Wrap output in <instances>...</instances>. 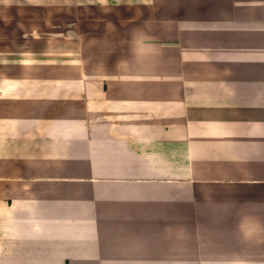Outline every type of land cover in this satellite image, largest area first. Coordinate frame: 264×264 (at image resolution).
I'll return each mask as SVG.
<instances>
[{"label":"crops","instance_id":"1","mask_svg":"<svg viewBox=\"0 0 264 264\" xmlns=\"http://www.w3.org/2000/svg\"><path fill=\"white\" fill-rule=\"evenodd\" d=\"M112 21L0 54V264H264V79L213 64L224 32Z\"/></svg>","mask_w":264,"mask_h":264},{"label":"rangeland","instance_id":"2","mask_svg":"<svg viewBox=\"0 0 264 264\" xmlns=\"http://www.w3.org/2000/svg\"><path fill=\"white\" fill-rule=\"evenodd\" d=\"M223 1L226 0H0V54L4 51L6 65H16L15 62H9L16 52H20L23 57L21 64L32 65L36 57L33 53L35 51L36 54L40 49L42 55L37 59H41V64H46L50 48L60 46L58 41H53V45H50V37L55 39V35L64 34L60 32L64 28L70 31L67 33L70 42H76L78 38L72 33L73 28L78 32L83 30L85 45L88 43V47L92 49L97 47L96 42L102 48L104 41L117 45L116 37L112 35L120 30L119 26L110 24L113 19L129 16L137 18V22H141V19L150 22L151 19L154 22L183 19L186 32L197 31L205 35L216 31V34L225 33L226 40L217 42L223 53L219 56L211 53L212 56L209 57L214 61L213 64L218 66L226 63L222 58L224 55L226 61L232 60L231 65H243V69L252 71L250 79L263 80L264 2L238 0L235 8L225 9L221 6L224 5ZM33 17L37 25H32ZM1 18L4 24L1 23ZM44 21L54 23L45 25ZM86 22L89 25H86L87 28L83 25ZM107 23L110 25L106 30ZM140 25L137 27H141L139 31L142 34L144 26ZM147 27L154 26L152 24ZM157 27L169 28L165 25ZM107 32L111 35L106 36ZM173 37L174 35H167L166 41ZM121 38V34L117 36L119 43ZM158 42L161 44L165 41L158 39ZM61 44H67L68 47V42L62 41ZM256 70L259 71L258 75ZM214 72L224 79L219 69ZM210 75L208 73L204 78ZM226 75L230 76L231 72L228 71Z\"/></svg>","mask_w":264,"mask_h":264}]
</instances>
